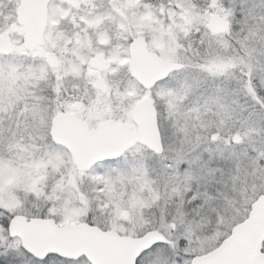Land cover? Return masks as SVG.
Here are the masks:
<instances>
[{
  "label": "snow or ice",
  "instance_id": "snow-or-ice-1",
  "mask_svg": "<svg viewBox=\"0 0 264 264\" xmlns=\"http://www.w3.org/2000/svg\"><path fill=\"white\" fill-rule=\"evenodd\" d=\"M0 264H264V0H0Z\"/></svg>",
  "mask_w": 264,
  "mask_h": 264
}]
</instances>
